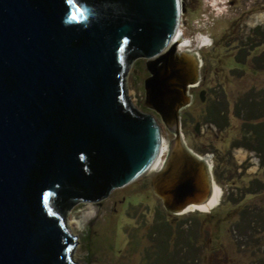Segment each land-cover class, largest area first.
Returning a JSON list of instances; mask_svg holds the SVG:
<instances>
[{"label":"water","instance_id":"water-1","mask_svg":"<svg viewBox=\"0 0 264 264\" xmlns=\"http://www.w3.org/2000/svg\"><path fill=\"white\" fill-rule=\"evenodd\" d=\"M183 11V0H0V264H76L66 210L150 171L162 130L130 99L129 67L148 60L146 104L177 128L165 108L185 97L186 74L171 71ZM179 143L193 170L157 190L178 179L165 189L172 212L208 194L184 183L201 161Z\"/></svg>","mask_w":264,"mask_h":264},{"label":"rangeland","instance_id":"rangeland-1","mask_svg":"<svg viewBox=\"0 0 264 264\" xmlns=\"http://www.w3.org/2000/svg\"><path fill=\"white\" fill-rule=\"evenodd\" d=\"M183 2L185 34L178 48L202 55L203 66L180 112L179 134L174 118L146 104L148 60H134L128 72L130 99L161 126L168 173L149 171L103 201L66 210L78 238L76 264H264V159L258 170L252 154L264 157L255 135H264V21L251 23L264 12V0ZM234 66L242 71L231 72ZM180 139L189 152L210 159L212 196L172 212L157 190L168 175L193 170L182 158Z\"/></svg>","mask_w":264,"mask_h":264},{"label":"bare ground","instance_id":"bare-ground-1","mask_svg":"<svg viewBox=\"0 0 264 264\" xmlns=\"http://www.w3.org/2000/svg\"><path fill=\"white\" fill-rule=\"evenodd\" d=\"M263 21H264V12L256 14L255 17L251 20V23L256 24V23H260ZM175 39H176V44H178V46L180 45V42L181 43L184 42V39L181 35L180 30L178 31V34L176 35ZM177 69L182 71L187 76L186 80L183 81V83L186 84V89H183L184 93H185L184 94L185 97H183L180 100H175V101L168 100V102L166 103L167 107L165 108V110L166 109L167 110H174L175 113L178 115L179 121H180V114H179L180 109L183 108L184 106H186L188 104V102L191 100V96L188 94L189 86L199 79V59L197 58L196 54L194 52L189 51V50H183V51H181V54L178 52V56L174 60L171 61V71H175ZM177 126H179V124ZM166 151H167V149H166V145H165V142L163 139V145H162L161 153H160L158 159L156 160V162L154 163V165L152 166V168L150 169L151 173H153V174H164V173L168 172V171H166L168 169V162H165L163 164ZM239 152H240V154L238 155V157L240 159H242L245 155L244 151H239ZM191 154L193 156H195L199 161H201V163L198 166L196 165L194 167V171H195L194 175H192L188 179L189 181H186L184 183L186 184V186H188L189 191H191L192 189L199 190L200 188L203 187L204 183H208V185H207L208 194L200 202H195V201L190 202L188 204V207L208 203L209 200L211 199V196H212V183L210 182L209 169H208V167H209L208 164L210 162V159L208 157L201 159L198 156H196L195 154H193V153H191ZM162 164H163V166H162ZM161 166H162V168H161ZM159 169H161V170H159ZM207 173H208V175H207ZM208 178H209V180H208ZM177 180L178 179L168 180L167 183H164L159 188V192H160V194H162V196H164L166 206L168 208H171V205L173 204L174 201L172 200V196L169 197V195L166 193L165 189L172 186L174 183L177 182ZM187 208H185V209H187ZM185 209H181L180 211H183ZM79 224H81L80 221H79ZM72 234H74V233H72Z\"/></svg>","mask_w":264,"mask_h":264},{"label":"flooded vegetation","instance_id":"flooded-vegetation-1","mask_svg":"<svg viewBox=\"0 0 264 264\" xmlns=\"http://www.w3.org/2000/svg\"><path fill=\"white\" fill-rule=\"evenodd\" d=\"M225 35H228L227 37H226V39H228L229 38V34L228 33H224ZM215 35V34H214ZM214 41H215V44H214ZM214 41H213V47H212V49H217L218 48V37L216 38V37H214ZM228 43L230 44V41H228ZM178 52L181 54V52H180V50H179V48H178ZM200 56H202V55H200ZM218 56V55H217ZM217 56H216V58H217ZM238 59V58H237ZM200 60H201V64H200ZM239 60V59H238ZM241 63H242V61H240ZM203 66V63H202V57L201 58H199V72H200V69H201V67ZM229 70L231 71V72H235V71H242V67H240V68H238V67H236V66H234V67H230L229 68ZM194 84V83H193ZM193 84H191L190 86H189V90H188V94L190 95V87H192L193 86ZM184 108V107H183ZM183 108H181L180 109V111H179V114H180V112H181V110L183 109Z\"/></svg>","mask_w":264,"mask_h":264},{"label":"trees","instance_id":"trees-1","mask_svg":"<svg viewBox=\"0 0 264 264\" xmlns=\"http://www.w3.org/2000/svg\"><path fill=\"white\" fill-rule=\"evenodd\" d=\"M211 121V120H208ZM257 136L258 142L261 144L262 147H264V135L261 136L260 133L259 134H255ZM262 151H264V148H262ZM256 153L259 157H260V170L262 169V159H264L263 157V152H254Z\"/></svg>","mask_w":264,"mask_h":264},{"label":"built area","instance_id":"built-area-1","mask_svg":"<svg viewBox=\"0 0 264 264\" xmlns=\"http://www.w3.org/2000/svg\"><path fill=\"white\" fill-rule=\"evenodd\" d=\"M183 5H184V2H183ZM184 8H185V6H184ZM185 12H186V10L185 11H183L182 12V18H181V23H180V27H179V30H180V32H181V35L182 36H184V34H185V32H184V29H183V27H184V17H185ZM198 56H199V54H198ZM199 58H200V56H199ZM254 156H256V158L258 159V164H259V167H258V170L260 169V157L256 154V153H252Z\"/></svg>","mask_w":264,"mask_h":264},{"label":"clouds","instance_id":"clouds-1","mask_svg":"<svg viewBox=\"0 0 264 264\" xmlns=\"http://www.w3.org/2000/svg\"><path fill=\"white\" fill-rule=\"evenodd\" d=\"M199 37L201 36V35H198Z\"/></svg>","mask_w":264,"mask_h":264}]
</instances>
